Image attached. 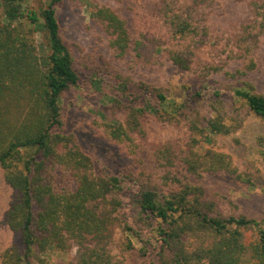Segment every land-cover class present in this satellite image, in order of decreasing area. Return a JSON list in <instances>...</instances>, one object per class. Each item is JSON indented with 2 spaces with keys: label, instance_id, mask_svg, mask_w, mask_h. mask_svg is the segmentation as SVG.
<instances>
[{
  "label": "trees",
  "instance_id": "16d2710c",
  "mask_svg": "<svg viewBox=\"0 0 264 264\" xmlns=\"http://www.w3.org/2000/svg\"><path fill=\"white\" fill-rule=\"evenodd\" d=\"M24 1L0 0L5 19L0 22V167L14 192L5 223L21 234L24 245L7 247L2 263L49 264L45 254L50 250L76 248L66 264H125L115 249L132 250L131 234L140 244L139 255L151 256L150 264H264V223L225 213L202 182L209 173L245 176L230 153L203 146L206 132H237L242 108L234 106L236 115L230 112L216 91L213 114L200 126L202 119L189 102L170 99L165 85L119 75L114 119L105 132L139 164L137 171L133 165L112 164L101 153L88 152L65 126L61 99L81 79L58 17L65 0H50L40 12L27 10ZM148 1L159 35L137 31L117 9L95 4L91 15L108 33L113 58L132 55L148 63L152 53H159L160 63L173 62L201 82L223 70L202 64L195 54L211 35L209 16L216 0ZM238 1L247 2L252 17L235 36L238 51L230 56L253 70V52L264 36V0ZM227 72L236 80L246 70ZM242 83L235 95L264 122V94L252 82ZM152 116L185 127L187 137L151 140L146 122ZM143 152L152 169L143 164ZM55 167L68 172L74 187L60 188L51 179Z\"/></svg>",
  "mask_w": 264,
  "mask_h": 264
},
{
  "label": "rangeland",
  "instance_id": "374dc122",
  "mask_svg": "<svg viewBox=\"0 0 264 264\" xmlns=\"http://www.w3.org/2000/svg\"><path fill=\"white\" fill-rule=\"evenodd\" d=\"M49 1L25 0L24 6L27 10L40 12L48 6ZM92 1L94 4L84 5L65 0L57 9L64 38L74 51V66L81 78L79 85L73 86L61 99L67 130L79 138L88 152L97 151L108 162L121 167L133 165V171H137L138 161L126 155L123 145L111 140L105 132V124L114 119L112 104L119 75L165 85V92L170 99L189 102L194 115L202 119L200 126H203L205 117L213 114L212 105L216 99L213 96L219 91L224 107L230 112H233L234 106L242 108L239 115L241 127L231 135L206 132L208 136L203 146L230 153L235 165L245 176L241 179L209 173L202 182L209 196L218 202L225 213H243L264 223V122L249 113L247 107L242 106L244 100L234 93V89L244 87L242 82L247 80L255 85L257 92L264 94V36H261L258 48L253 52L257 63L255 69L248 70L242 59H232L230 56L238 51L235 36L252 17L247 2L216 0L217 6L209 16L211 35L202 46L195 49V54L203 61L202 64L212 63L224 68L211 73L206 81L201 82L193 72L182 70L173 62L160 63L159 53H152V60L148 63L132 55L122 60L113 58L108 33L98 19L91 15L95 4L117 9L132 22L131 26L137 31L159 35L148 0ZM3 21L5 19L0 7V22ZM36 38L41 41L42 34H37ZM236 69L246 72L234 80L227 71L234 72ZM198 92H201V96H198ZM117 114L121 118L124 112ZM146 124L151 140H182L188 135L185 127L158 121L153 116L147 119ZM141 157L146 167H154L147 152H143ZM49 172L60 188L74 187L68 172L59 167ZM247 177L250 181L246 180ZM13 195L12 188L5 181L4 169L0 167V264H3L1 253L7 247L24 248L21 234L11 230L5 223V214ZM127 235L132 239L134 248L124 254L120 253V249H115V252L124 257L125 264H150L151 256L141 257L138 253L139 242L131 234ZM75 255L76 248L69 253L50 250L45 254L49 264H66Z\"/></svg>",
  "mask_w": 264,
  "mask_h": 264
}]
</instances>
